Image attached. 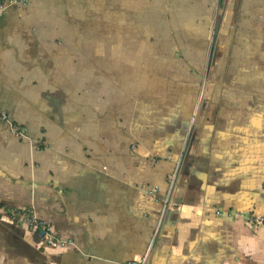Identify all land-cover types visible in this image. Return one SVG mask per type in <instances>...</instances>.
Wrapping results in <instances>:
<instances>
[{
    "label": "crops",
    "instance_id": "obj_1",
    "mask_svg": "<svg viewBox=\"0 0 264 264\" xmlns=\"http://www.w3.org/2000/svg\"><path fill=\"white\" fill-rule=\"evenodd\" d=\"M0 112L27 134L0 118V264L142 257L178 164L149 264H264V226L227 215L264 217V0L9 5Z\"/></svg>",
    "mask_w": 264,
    "mask_h": 264
},
{
    "label": "built area",
    "instance_id": "obj_2",
    "mask_svg": "<svg viewBox=\"0 0 264 264\" xmlns=\"http://www.w3.org/2000/svg\"><path fill=\"white\" fill-rule=\"evenodd\" d=\"M17 3H24V0H0V17L4 14L6 8L9 5L12 4H17ZM205 83V82H204ZM204 88V87H203ZM201 96L198 97V103L202 101L203 97ZM0 118L4 121H7L10 125V132L12 136L20 139H24L27 137L26 130L25 128L15 124L14 122H11L9 119V116L5 112H0ZM179 169H180V164L176 167V169L169 175L168 177V190L166 193V197L164 199V205L162 208V211L159 215L158 222L156 225V228L154 230L153 236L151 238V242L148 248V251L140 258L131 260L127 262L126 264H149L150 262V257L152 254V250L156 246V243L158 241L160 232L162 230L165 217H166V212L168 205L170 203V199L173 194V190L177 184L178 176H179ZM153 195L157 193V189L153 190L151 192ZM234 214L230 215V213H227L228 216L231 217H240L245 219V221L251 225L252 227H259V226H264V217L262 216H242L240 214H237L233 212ZM20 223L23 225L28 226V228L31 231H35L45 242V244L54 249H59V248H65L68 246L69 242L60 238L57 234L56 231L49 226L46 222L43 220L38 219L35 215L34 212L32 211H25L20 215Z\"/></svg>",
    "mask_w": 264,
    "mask_h": 264
},
{
    "label": "rangeland",
    "instance_id": "obj_3",
    "mask_svg": "<svg viewBox=\"0 0 264 264\" xmlns=\"http://www.w3.org/2000/svg\"><path fill=\"white\" fill-rule=\"evenodd\" d=\"M206 80H207V78H202V79H201V82H200V84H199V89H200V91H199L198 97L201 96V93H202V95H204V89H205V88H203V87H205V84L207 83ZM204 82H205V83H204ZM202 97H204V96H202Z\"/></svg>",
    "mask_w": 264,
    "mask_h": 264
}]
</instances>
